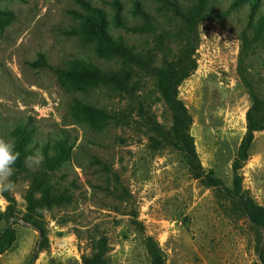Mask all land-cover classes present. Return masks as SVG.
I'll use <instances>...</instances> for the list:
<instances>
[{
    "label": "rangeland",
    "instance_id": "rangeland-1",
    "mask_svg": "<svg viewBox=\"0 0 264 264\" xmlns=\"http://www.w3.org/2000/svg\"><path fill=\"white\" fill-rule=\"evenodd\" d=\"M87 1L105 12L110 34L132 59L179 30L174 3L182 9L198 2ZM251 1L204 0L188 41L195 70L178 88L192 117L200 164L222 182L221 189H212L195 178L178 150L162 143L170 121L156 80L129 58L107 54L73 14L85 13L76 0H0V11L15 16L0 28V138L11 142L12 126L31 118L34 153L61 129L71 148L70 160L57 173L70 202L46 206L37 225L16 220V240L0 254V264H86L95 254L107 264H150L147 238L158 244L165 264H261L264 230L223 196L232 189L231 167L252 96L264 99V39L253 41L264 0H254L258 6ZM136 5L153 19L143 31ZM116 6L126 28L114 19ZM39 55L45 63L35 68ZM76 62L110 72L113 82H70L64 72ZM75 100L97 113L74 116ZM240 174L243 190L264 207V131L254 134ZM12 180L22 216L27 182L22 176ZM3 227L0 220V232Z\"/></svg>",
    "mask_w": 264,
    "mask_h": 264
},
{
    "label": "trees",
    "instance_id": "trees-1",
    "mask_svg": "<svg viewBox=\"0 0 264 264\" xmlns=\"http://www.w3.org/2000/svg\"><path fill=\"white\" fill-rule=\"evenodd\" d=\"M203 2L204 0H198L196 5L182 9L174 3L175 14L180 24L179 30L171 33L167 37L166 43L160 38L153 49L143 55L136 56L134 59L130 57L131 51L121 43V40L115 39L110 34L107 15L104 11L87 0H76V3L85 13L73 12V14L82 20L85 31L89 33L88 35L97 36V41L107 54L113 58H129L139 70L156 80L159 101L169 114L170 121V127L162 134V143L164 146L172 147L181 153L195 178L204 187L221 189V180L214 176L213 171L205 172L200 164L194 139L190 134L192 117L184 104L178 99L179 86L195 70V63L192 59L194 48L189 42L196 31L197 20L203 10ZM251 2L253 6H258V3L254 0ZM118 9L117 7L114 19L119 26L126 28L125 21L119 14ZM135 10L143 20V24L139 29L143 31L146 27H150L153 23L150 15L140 5H136ZM0 16V28L7 26L15 19L13 12L9 10L0 11ZM137 28L134 27L133 29L136 30ZM253 30L254 42L264 39V14L259 17ZM44 63L45 57L39 55L32 66L37 68ZM64 75L72 83L75 81L82 82L85 79H97L107 83L113 82L110 72L102 71L91 65H81L77 62L65 71ZM95 113L97 111L93 106L79 100H75L72 106V114L76 117L81 114L91 117ZM245 120L246 132L231 167L232 189L224 191L223 196L235 211L246 216L252 226L264 230V207L257 205L249 194L243 190V179L240 174L249 158L254 134L264 131V99L252 96V104L246 112ZM9 134L12 138L11 142L15 145V150L20 153V157L14 166L13 176H22L27 182L24 193L26 206L25 213L19 216L13 194L11 192L4 193L7 205L5 210L0 213V220L4 222V227L0 232V254L10 249L16 240V234L12 227L16 220L21 219L28 224L37 225L41 218V212L46 206L68 204L71 199L67 189L60 183L63 178L62 175L57 176L61 167L70 160L71 156V148L66 136L67 132L61 129L55 137L48 138L41 143L40 152L43 154V163L39 167L34 166V169H30L28 167L30 163L25 161V157L34 154L35 150L36 127L33 120L28 118L24 122L14 124ZM41 249H43L42 246L39 250ZM145 250L150 264H165L163 253L152 238H147ZM37 254L35 251L31 256V262L36 259ZM260 262L264 264L263 257H260ZM86 264H107V261L100 254H95L87 260Z\"/></svg>",
    "mask_w": 264,
    "mask_h": 264
},
{
    "label": "clouds",
    "instance_id": "clouds-1",
    "mask_svg": "<svg viewBox=\"0 0 264 264\" xmlns=\"http://www.w3.org/2000/svg\"><path fill=\"white\" fill-rule=\"evenodd\" d=\"M20 157V153L15 150V145L0 138V205L7 203L4 196L6 192H12L15 184L12 180L14 166ZM26 163L39 167L43 163V154L36 151L34 154L25 157Z\"/></svg>",
    "mask_w": 264,
    "mask_h": 264
}]
</instances>
